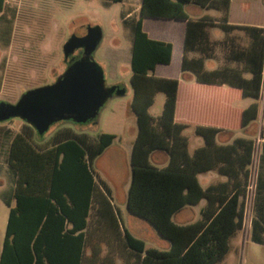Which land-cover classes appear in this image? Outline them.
<instances>
[{"label": "trees", "instance_id": "16d2710c", "mask_svg": "<svg viewBox=\"0 0 264 264\" xmlns=\"http://www.w3.org/2000/svg\"><path fill=\"white\" fill-rule=\"evenodd\" d=\"M230 2L141 0L134 22L130 108L136 116L137 133L130 154L126 207L152 224L170 241V247H147L122 228L110 199L97 184L92 161L113 143L114 133L100 132L91 138L64 128L46 142H42L43 135L32 142L26 133L17 132L8 153V164L15 172V204L9 205L0 264H215L227 253L231 235L243 223L254 141L235 136L231 141L218 142L219 132L234 129L195 123L194 132L202 137L203 144L189 152L183 130L191 122L175 119L179 79L155 73L157 65L171 63L173 44L150 37L143 21H186L181 71L193 72L197 83L220 89L226 84L237 89L242 98H253L235 114L239 118L236 128H245L258 114L264 76V27L228 22ZM187 3L221 10L222 15L218 20L210 15L192 18L185 11ZM4 6L5 0H0V11ZM211 26H219L230 38L235 30H242L248 43L232 45L227 62L208 70L205 60L213 53ZM193 51L199 56L189 57ZM158 92H164L165 99L161 112L153 115L149 108ZM155 150L167 153L165 165L150 161ZM209 170L225 178L204 187L198 175ZM202 200L199 218L184 224L173 220L181 208ZM254 206L251 238L264 243V134ZM115 257H121L120 262Z\"/></svg>", "mask_w": 264, "mask_h": 264}, {"label": "rangeland", "instance_id": "374dc122", "mask_svg": "<svg viewBox=\"0 0 264 264\" xmlns=\"http://www.w3.org/2000/svg\"><path fill=\"white\" fill-rule=\"evenodd\" d=\"M257 0H232L230 15L233 22L264 25L263 9H258ZM141 0H5L0 11V99L16 102L20 95L31 88L54 82L82 49L68 52L66 43L73 34L83 36L88 27L98 26L101 38L92 51V59L102 68L106 86H119L123 94H112L100 107L97 115L85 122L75 123L64 120L53 123L42 134V142L48 141L58 130L70 128L75 132L86 133L91 138L100 132L116 134V139L92 161L95 178L104 188H110L113 201L120 210L122 222L131 228L134 219L147 221L132 214L126 207L127 186L131 180L130 152L131 142L136 130V116L130 108L133 88L131 51L134 22L138 18ZM185 11L191 15L192 4H185ZM218 13L216 10H209ZM170 21L145 20L146 31L152 26L157 33L154 38L170 40L174 43L176 54L170 67L173 77L181 80L178 98L180 110L186 114L191 125L183 130L189 140V151L203 143L201 136L195 134L194 124L225 126L232 131H223L217 141H231L235 136H246L254 141L253 160L250 165V178L244 198L242 227L229 239L227 253L215 264H264V243L251 238V220L255 215V190L259 168V156L264 134V76L258 102V114L245 128H236L239 118L238 108L246 107L252 98H242L239 91L229 86L209 88L195 79L180 78L178 48L180 37L175 35L177 24ZM214 43V59L208 60V67L221 66L227 62L226 54L232 45L245 46L248 37L242 30H235L232 38L225 41L223 32L211 30ZM235 65L236 63H232ZM159 75V73L157 72ZM192 74V73H191ZM193 75V74H192ZM264 75V74H263ZM208 86V87H207ZM207 87V88H206ZM180 96V97H179ZM164 92H158L149 111L156 115L163 107ZM197 100L204 103L202 109L192 105ZM208 100L217 104V113L206 109ZM188 101V103H186ZM185 102V103H184ZM210 105V104H209ZM204 108V109H203ZM214 119H211L214 115ZM212 115V116H211ZM17 132H24L32 142H38L41 135L29 128L20 118L0 120V253L2 249L9 205H14L13 190L15 172L8 164L10 142ZM220 139V140H219ZM161 154L150 157L151 162L160 163ZM222 177L214 170L200 176L203 186L220 180ZM200 203L187 206L176 212L174 220L183 218L191 222L200 217ZM147 238H151L146 235ZM151 240V239H150ZM162 246L167 239H152Z\"/></svg>", "mask_w": 264, "mask_h": 264}, {"label": "water", "instance_id": "95a60500", "mask_svg": "<svg viewBox=\"0 0 264 264\" xmlns=\"http://www.w3.org/2000/svg\"><path fill=\"white\" fill-rule=\"evenodd\" d=\"M100 38L98 26L88 27L83 36L73 34L65 49L81 48V54L54 82L28 89L15 103L1 101L0 120L20 118L42 135L57 121L85 123L93 119L110 95L125 91L106 86L102 68L91 57Z\"/></svg>", "mask_w": 264, "mask_h": 264}, {"label": "crops", "instance_id": "0c3cea01", "mask_svg": "<svg viewBox=\"0 0 264 264\" xmlns=\"http://www.w3.org/2000/svg\"><path fill=\"white\" fill-rule=\"evenodd\" d=\"M232 1V0H231ZM257 8L258 9H261V11H262V9H263V15H264V0H257ZM188 4V3H187ZM189 4H192V12H191V17L192 18H201V17H203V16H205V15H210V16H212V17H214L215 19H219L220 18V16L222 15V11L221 10H218V9H215V8H206V7H202V6H200L199 4H196V3H189ZM230 7H231V2H230V6H229V12H228V22H230V23H237V24H242V23H238V22H233L232 21V18H231V15H230ZM140 8V7H139ZM216 10V11H218V13H211V12H209V10ZM138 12H139V9H138ZM149 19V21H153V22H155V21H163V22H165V21H170V20H173V19H161V18H145L144 19V21H143V28H144V30L146 31V27L144 26V23H145V20H148ZM172 24H177L178 26H177V28H175V30H176V32H175V35L177 34V36H179L180 37V44H179V48H178V62H179V67H180V78H184V79H195V81H196V78H195V75H194V73L193 72H191V71H184V72H182L181 71V59H182V53H183V40H184V34H185V28H186V21H184V20H173L172 21ZM249 25H256V24H249ZM259 26H263L264 27V25H259ZM214 28H218V29H220L222 32H223V34H224V39H225V41H226V39H228L227 37H228V35L219 27V26H211V27H209L208 28V30H209V34H210V44H211V46H212V48H213V53H212V56L210 57V58H208V59H206L205 60V68L206 69H208V70H212V69H214V68H217V67H219V66H216V67H208L207 65H208V60H212V59H214V56H215V51H214V49H215V47H214V43H213V40H212V32H211V30L212 29H214ZM148 30L150 31L148 34H149V36L150 37H152V38H154V36H151V35H156L157 33L154 31V29H153V27L152 26H149V28H148ZM155 39H160V40H165V39H162V38H158V36H157V38H155ZM165 41H170V40H165ZM170 42H172V41H170ZM172 44H173V51H172V59H171V63L170 64H168V65H164V64H159V65H157L156 66V69H155V73L157 74V72L159 73V75L160 76H165V77H173L172 76V74H171V72H170V67H171V64H172V62H173V60H174V57H175V52H176V49H175V46H174V43L172 42ZM188 56L189 57H196V56H199V53L198 52H195V51H193V52H189L188 53ZM193 75H192V74ZM158 75V74H157ZM177 78V77H176ZM179 79V78H178ZM180 82H181V80L179 79V85H180ZM199 84H202V83H199ZM204 85H208L209 86V88H212V87H214L215 85H209V84H204ZM207 86V87H208ZM225 86H228V85H226V84H224V85H222L221 87L223 88V87H225ZM206 87V88H207ZM216 87H218V86H216ZM178 93H179V91H178ZM180 97V96H179ZM254 99L252 98V101H253ZM131 101V100H130ZM251 101V102H252ZM250 102V103H251ZM185 103V102H184ZM186 103H188V101L186 102ZM208 105H206V109H208V107H209V110L211 111V113L212 112H214L215 111V113H217L216 111H217V104L215 105V102H213L212 103V101L210 100H208ZM249 103V104H250ZM210 104V105H209ZM180 105H181V100H180V98H177V105H176V110H175V119L176 120H179V121H187V122H190L189 120H188V118H186V114L185 113H183L181 110H180ZM192 105H194V106H196V107H198V108H200V109H202V107H205L204 106V103H199L197 100H195V101H193L192 102ZM208 106V107H207ZM204 109V108H203ZM154 115V114H153ZM157 115V114H156ZM214 115V114H213ZM212 116V115H211ZM216 116L214 115L213 117H211V119H214ZM137 125V124H136ZM189 127V126H188ZM223 132V131H222ZM222 132H219L218 134H217V136H219V138H220V134L222 133ZM136 133H137V127H136V130H135V134H134V138H133V140H132V142H131V149H132V144H133V141H134V139H135V136H136ZM196 134V133H195ZM116 135V134H115ZM116 139V138H115ZM114 139V140H115ZM216 139H217V137H216ZM220 140V139H219ZM219 142V141H218ZM220 142H222V141H220ZM203 144V143H202ZM201 144V145H202ZM200 146V145H199ZM198 147V146H197ZM196 148V147H195ZM194 148V149H195ZM188 149H189V140H188ZM193 149V150H194ZM106 150V149H105ZM104 150V151H105ZM103 151V152H104ZM190 152V151H189ZM193 152V151H192ZM158 153H160L161 154V159H160V163L161 164H158V163H154V164H156V165H159V166H162V165H165L166 163H167V161H168V155H167V153L165 152V151H163V150H155V151H153L152 153H151V155H150V157L152 156V158H153V156H154V154H158ZM130 154H131V152H130ZM151 161V160H150ZM153 163V162H152ZM209 171H211V170H209ZM214 171H216V170H214ZM206 172H208V171H206ZM206 172H202V173H200L199 175H198V178H199V180H200V176L202 175V174H204V173H206ZM217 172V171H216ZM218 173V172H217ZM219 174V173H218ZM222 178L220 179V180H222V179H224L225 177L223 176V175H221V174H219ZM96 179V178H95ZM96 181H97V184L99 185V187H100V189L108 196V198L110 199V201H111V203H112V205H113V207H114V209H115V211H116V213H117V217H118V220H119V223H120V226L122 227V228H125V229H128V228H126V226L124 225V223L122 222V218H121V214H120V210H119V208L116 206V204L114 203V201H113V197H112V192H111V189L110 188H104L101 184H100V182H98V180L96 179ZM218 181V180H217ZM201 182V181H200ZM216 182V181H215ZM210 183H213V182H210ZM210 183H208V184H210ZM207 184V185H208ZM129 185H130V183H128V188H129ZM206 185V186H207ZM205 187V186H204ZM128 188H127V193H128ZM203 201V200H202ZM205 202V201H204ZM204 204V203H203ZM193 206V205H192ZM203 206V205H202ZM185 207H187V206H185ZM184 208V207H183ZM182 209V208H181ZM180 209V210H181ZM201 209V208H200ZM179 210V211H180ZM178 212V211H177ZM176 214V213H175ZM175 214L173 215V220H174V216H175ZM175 221V220H174ZM175 222H177V223H180V224H184V223H187L183 218H180L178 221H175ZM134 236H136V237H138V238H140V239H142L144 242H145V244H146V241H150V243H153V241H152V239H159V240H162V238L163 237H161L160 235H159V233L157 232V230L155 229V227L152 225V224H150L148 221H139V219H134V222H133V225H132V227L131 228H129L128 229ZM146 235H148V236H150L151 238H147V236ZM151 239V240H150ZM105 246V243L104 242H102V247H104ZM146 246L147 247H156V248H159V249H168L169 247H170V241L167 239V241H164V243L162 244V246L161 247H159L157 244H146ZM115 260L117 261V262H120V260H121V257H115Z\"/></svg>", "mask_w": 264, "mask_h": 264}, {"label": "flooded vegetation", "instance_id": "af4514ba", "mask_svg": "<svg viewBox=\"0 0 264 264\" xmlns=\"http://www.w3.org/2000/svg\"><path fill=\"white\" fill-rule=\"evenodd\" d=\"M79 55H80V54H79ZM79 55H78V56H79ZM20 96H21V95H20ZM19 98H20V97H19ZM19 98H18V99H19ZM1 101L9 102V101L1 100V99H0V102H1ZM16 102H17V101H16ZM11 103H15V102H11ZM14 118H15V117H14ZM16 118H17V117H16ZM10 119H12V118H10ZM61 121H64V120H61ZM61 121H57V122H55V123H58V122H61ZM69 121H72V120H69ZM24 122H25V121H24ZM25 123H26V122H25ZM26 124H27V123H26ZM28 125H29V124H28ZM52 125H53V124H51V126H52ZM51 126H50V127H51Z\"/></svg>", "mask_w": 264, "mask_h": 264}]
</instances>
